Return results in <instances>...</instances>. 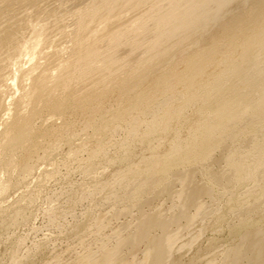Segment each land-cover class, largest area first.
Here are the masks:
<instances>
[{
    "label": "bare ground",
    "instance_id": "1",
    "mask_svg": "<svg viewBox=\"0 0 264 264\" xmlns=\"http://www.w3.org/2000/svg\"><path fill=\"white\" fill-rule=\"evenodd\" d=\"M122 134L124 146L105 156L121 164L120 178L129 158L144 171L163 169L165 157L203 168L229 158L231 176L213 180L230 188L247 170L249 148L261 173L248 175L260 177L264 0H0V191L24 185L72 137L73 163L91 173L108 139ZM159 139L169 147L161 150ZM1 210L0 235L23 221V209ZM249 235L244 260L264 264V230ZM164 255L159 243L155 261Z\"/></svg>",
    "mask_w": 264,
    "mask_h": 264
},
{
    "label": "rangeland",
    "instance_id": "2",
    "mask_svg": "<svg viewBox=\"0 0 264 264\" xmlns=\"http://www.w3.org/2000/svg\"><path fill=\"white\" fill-rule=\"evenodd\" d=\"M124 140L123 134L110 137L107 153L97 154L95 170L84 174L68 148L77 142L72 137L36 164L24 185L0 191L2 212L23 209V221L0 235V264H248L243 257L249 233L264 230V170L260 177L248 175L261 173L254 148L242 158L247 170L228 188L213 175L231 176L229 158L203 168L195 159L165 157L163 169L149 171L129 158L120 178L115 171L121 164L109 163L105 156ZM159 141L161 150L169 147L168 140ZM187 141L185 136L178 143L185 147ZM176 171L184 179L173 177ZM5 177L0 170V179ZM168 185L172 190H163ZM146 219L148 234L141 238ZM163 221L165 226H160ZM159 243L165 245L161 263L155 261Z\"/></svg>",
    "mask_w": 264,
    "mask_h": 264
}]
</instances>
